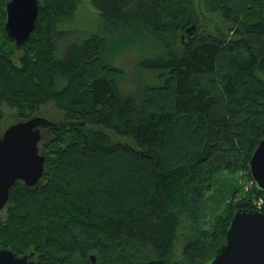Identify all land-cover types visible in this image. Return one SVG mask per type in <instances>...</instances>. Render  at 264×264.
Returning <instances> with one entry per match:
<instances>
[{
  "label": "trees",
  "instance_id": "obj_1",
  "mask_svg": "<svg viewBox=\"0 0 264 264\" xmlns=\"http://www.w3.org/2000/svg\"><path fill=\"white\" fill-rule=\"evenodd\" d=\"M8 1L0 0V122L3 105L19 111L12 124L47 103L62 119L43 131L40 183L11 189L0 250L38 264H206L235 211L264 214L248 168L264 138V0H203L231 25V39L216 22L215 33L202 30L199 0H92L98 31L62 57L68 33L58 25L77 1L39 0L21 50L4 31ZM128 56L146 72L141 89L124 81ZM236 173L248 191L229 179ZM183 216L197 234L174 259Z\"/></svg>",
  "mask_w": 264,
  "mask_h": 264
},
{
  "label": "water",
  "instance_id": "obj_2",
  "mask_svg": "<svg viewBox=\"0 0 264 264\" xmlns=\"http://www.w3.org/2000/svg\"><path fill=\"white\" fill-rule=\"evenodd\" d=\"M5 13L6 37L14 43L16 50H21L32 39L36 29L40 1L9 0ZM53 126H56L53 122L36 117L9 126L0 137V213L7 206L11 189L18 182L32 188L45 176L47 157L40 153L39 143L43 138L42 129ZM248 168L253 183L264 192V138L253 152ZM226 230L225 243L206 264H264L263 213L239 209ZM91 259L95 262V255ZM0 264L38 263L29 255L17 256L9 249H1Z\"/></svg>",
  "mask_w": 264,
  "mask_h": 264
},
{
  "label": "rangeland",
  "instance_id": "obj_3",
  "mask_svg": "<svg viewBox=\"0 0 264 264\" xmlns=\"http://www.w3.org/2000/svg\"><path fill=\"white\" fill-rule=\"evenodd\" d=\"M76 1L77 2L75 3V10L72 19L58 25L59 30L68 33V36H65V39L63 40H60L61 42L58 41L57 44L58 54L60 57L65 55L69 43H73L75 41L80 42L85 35L96 33L101 23L100 12L93 6L92 0ZM130 1L131 0H125V6L130 4ZM195 2L197 3V0H193L194 4ZM199 4H202L203 13L204 15H206L205 20H201L202 30L206 31L207 33H215L213 24L216 22V25L220 28V31L224 32L225 36L228 37V39H231L233 33L228 30L231 25L223 20L224 18L222 17L221 13L214 12L213 9L206 3V1L203 2V0H199ZM181 35H185V33H181ZM180 37L181 36L177 34L175 40L180 39ZM127 53V51L123 52L122 56H126ZM131 54H135V57L137 55L136 51H132ZM114 57L116 59H120L117 54H115ZM131 58V56H128V58L124 57L123 62L120 65V67L125 69L126 71V79H124V81H129V83L133 85L132 89H141L146 83H148L149 80L146 76V72L142 71L139 68V60ZM120 89L122 90L123 94H126L130 87L126 86L125 84L122 85L121 83ZM134 93L137 94V91H134ZM161 104V102H157V105ZM25 111V115H23L22 118L30 116L27 113L29 112V110ZM18 113L19 111L17 108H13L11 106L9 107L7 105H3L1 107V116L3 115L4 118L2 117L3 120L0 122V132L3 133L10 126V124L14 123L17 119H21L18 116ZM36 117L45 118L47 120H50L51 122H59L62 119V114L55 108L53 103H47V105L41 109V113L35 114L26 120H30ZM110 135L114 140L131 143V141L126 139L123 140L120 137H116L112 133H110ZM171 147L170 145L168 147L166 145L162 147L160 151H171ZM226 176L228 175L226 174ZM228 177L230 180L235 179V184H237L238 187L242 186L245 191H248L251 187V183H249L248 180L240 173H236L233 178L230 176ZM228 185L230 188L232 187V184L230 182H228ZM194 227H196V225L188 216H183L181 218V224L178 230V236L176 238V245L173 253L174 259L181 258L183 254V247L186 242V237L191 235V233L195 235L197 234Z\"/></svg>",
  "mask_w": 264,
  "mask_h": 264
},
{
  "label": "built area",
  "instance_id": "obj_4",
  "mask_svg": "<svg viewBox=\"0 0 264 264\" xmlns=\"http://www.w3.org/2000/svg\"><path fill=\"white\" fill-rule=\"evenodd\" d=\"M258 209H261L264 206V201L263 199H260L257 203H256Z\"/></svg>",
  "mask_w": 264,
  "mask_h": 264
}]
</instances>
